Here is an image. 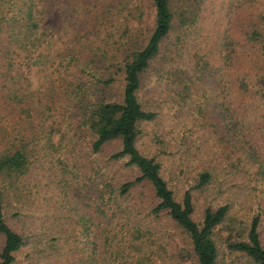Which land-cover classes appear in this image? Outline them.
Instances as JSON below:
<instances>
[{"label":"rangeland","instance_id":"374dc122","mask_svg":"<svg viewBox=\"0 0 264 264\" xmlns=\"http://www.w3.org/2000/svg\"><path fill=\"white\" fill-rule=\"evenodd\" d=\"M36 3L44 34L60 31L53 47L76 41L98 48L91 54L77 48L94 62L74 91L66 92L73 70L50 72L47 51L43 63L29 66L34 53L20 46L11 74L1 78L8 91L0 88V154L17 136L31 140L25 170L0 171L4 216L27 239L12 264L196 263L188 233L167 210H153L151 183L121 192L138 169L127 156L111 158L120 140L93 151L95 133L83 124L87 91L92 99H121V53L149 35L152 0ZM171 6L172 27L137 90L156 115L138 123L136 144L160 161L176 199L191 192L196 220L207 206L229 202V217L216 229L218 264H255L227 244L259 215L264 245V0H171ZM109 76V83L97 79ZM203 170L212 179L197 186Z\"/></svg>","mask_w":264,"mask_h":264},{"label":"trees","instance_id":"16d2710c","mask_svg":"<svg viewBox=\"0 0 264 264\" xmlns=\"http://www.w3.org/2000/svg\"><path fill=\"white\" fill-rule=\"evenodd\" d=\"M38 0H0V39L4 40L3 47H0V88L4 92L3 76L11 74L12 71V53L16 52V47L30 50L34 53L28 57V65L36 62L43 63L42 55L46 51L51 52L48 59V68L50 72H68L72 71V80L66 92L70 89L74 91L75 86L80 82L81 72L91 73L94 58L79 57V50L90 53V50L98 47L89 43L82 45L73 41L67 46L53 47L54 39L60 31H55L52 27L48 34H44V27L40 25L44 19L42 9H37ZM155 7L154 24L141 46L130 47L121 54L119 65L123 70L122 95L119 100H104L89 98L83 111V124L95 133L92 140L93 151H98L102 146L113 139L120 140V147L114 151L111 158H120L127 156L128 164L135 165L138 174L133 180L121 184V192L138 181H147L151 183L154 194L158 198L153 210L158 212L167 210L170 216L188 233L192 251L196 257V263L193 264H218L219 249L216 240L217 226L219 227L227 220L231 212L229 202H224L216 207L207 206L203 212L201 220L194 218V202L192 194L186 190L182 199H176L173 189L170 188L166 179L161 174V163L154 155L143 153L136 144L138 136V123L142 120L152 119L156 112L146 109L137 96V90L141 86L142 74L146 71L153 58L160 50L161 42L168 35L172 27V18L174 12L171 6V0H152ZM51 9H48L50 11ZM88 34V31H85ZM78 44V47L75 46ZM122 44V43H121ZM35 52H37L35 56ZM4 56L6 59H1ZM20 70L19 68L15 69ZM24 74V72L22 73ZM105 83L114 80L113 76L107 78L98 77ZM6 91L8 87L5 86ZM11 106L4 107V113L8 114ZM49 109V106H46ZM49 114V113H48ZM42 113H38V119L47 121ZM21 121H24L21 119ZM29 124H33L30 121ZM31 127V126H30ZM28 127L22 131L27 134ZM48 141L53 133L47 130ZM31 142V140H30ZM29 142V143H30ZM23 135L17 136L8 145L6 150L0 154V171L5 170L8 173L22 172L25 170L28 162L27 144H29ZM10 148V149H9ZM212 179V173L209 170H203L199 174L197 186H201ZM259 215H254L243 233V237L233 239L228 242L229 251L237 250L246 254L255 264H264V245L260 239ZM0 233L4 235L3 245L0 247V264H12L15 259V251L26 244L25 235L15 229L4 216V200L0 188ZM173 264V263H167ZM187 264V263H174Z\"/></svg>","mask_w":264,"mask_h":264}]
</instances>
